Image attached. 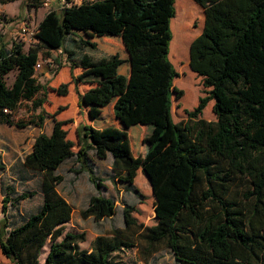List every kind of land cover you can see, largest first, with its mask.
<instances>
[{"label": "trees", "instance_id": "1", "mask_svg": "<svg viewBox=\"0 0 264 264\" xmlns=\"http://www.w3.org/2000/svg\"><path fill=\"white\" fill-rule=\"evenodd\" d=\"M16 1L0 0V6ZM163 1H168L169 20L175 15L176 0H104L48 14L39 25V38L31 44L12 39L5 42L0 34V125L42 128L46 117L53 118L52 134H40L24 161L15 165L21 167L18 172L23 179L25 169L27 183L36 175L38 190L19 192L15 185L0 184V249L12 264H117L114 254L133 248L136 232L150 249L165 245L176 264H264L262 121L252 111L250 101L243 98L246 74L231 69V61L244 52L250 35L262 30L264 0H193L203 8L205 23L191 43L190 66L202 78L206 96L188 112V120L179 123L174 122L171 112L176 92L173 82L178 76L169 60L171 33L167 22L155 16L157 10L166 8ZM26 6L38 9L42 2L26 0ZM102 6L110 7V16L118 23L116 31L99 29L96 23L71 27L72 15L91 18ZM192 7V2H186L182 15L189 18ZM7 22L11 30L14 19ZM162 27V35L150 33ZM85 31L118 37L126 34L130 59L106 52L86 38ZM175 46L174 39L171 60H175V49L180 55V47ZM39 63L49 67L53 76L67 66L72 83L92 86L84 94L76 88L79 106H86L93 119L92 126L77 129V152L66 122L44 108L50 92L67 96L69 83L58 88L41 84L36 69ZM124 64L130 65V77L119 72ZM76 69L83 73L75 76ZM11 73H15L14 80L8 83ZM211 101L215 121L201 117ZM24 102H32L33 109L39 110L28 121L17 119ZM109 107L120 128L103 123L109 117L105 114L104 118L103 111ZM139 120L154 130L147 138L145 155L138 161L131 153L133 145H127L133 140L122 142L127 141L123 127L129 130ZM92 151L98 160L112 155L111 178L121 182L125 190L141 196L135 185L137 171L141 169L149 177L156 224H138L132 216L135 207L125 206V230L98 236L89 251L80 246L86 241L85 233L66 230L74 208L58 192L64 180L58 172L74 159L78 166L74 172L87 173L101 189ZM8 169L0 156V178ZM238 176L247 178L251 186L246 195L251 201L245 207L228 198L230 184ZM37 194L42 199L37 211L12 225L10 209ZM116 211L112 199L98 194L91 196L81 216L101 221Z\"/></svg>", "mask_w": 264, "mask_h": 264}, {"label": "rangeland", "instance_id": "2", "mask_svg": "<svg viewBox=\"0 0 264 264\" xmlns=\"http://www.w3.org/2000/svg\"><path fill=\"white\" fill-rule=\"evenodd\" d=\"M16 2H18L20 6H17V4L7 5V9L0 6L2 24H9L7 21H9V19H14L12 25L14 31H12V29L10 30L11 26L0 30V34L3 35V40L5 42H9L11 39L15 42L19 40L24 41V37L19 34V30L24 24H26L31 30H36V37L40 33L37 25H39L40 21L43 19V10L40 8L36 10L35 8L26 6V0H19ZM6 12L8 13V16L6 15ZM204 20V10L200 7V10L196 12L195 18L191 23L193 25V33L185 27L184 22H179L177 26L179 33L177 39L182 52L178 55L175 50V60H171L169 55V60L178 74L173 82L176 92L173 93L171 99V112L175 123L187 121L188 112L194 111L199 105L200 98L206 96L202 78L195 74L190 66V47H188L187 50L184 45L189 41V35H193L190 40V43H192L193 40L202 33ZM24 48L27 50L29 47L26 45ZM171 50L172 49L170 48V52ZM231 69L236 72L243 71L247 76L248 83L243 89L242 95L244 99L250 101L252 111L262 121L260 137L261 140H264V22L262 30L259 33L253 32L250 35L248 45L244 52L231 61ZM14 75L15 73H11L8 76V83H11L14 80ZM45 82H47V80L43 79V83ZM78 86L79 85H76V88L79 90ZM179 93H181V96L177 97ZM51 98L52 103L48 108L51 110L56 109V111L54 113L51 112V114L60 116L62 121L66 122L65 128L68 130L69 139L74 141V149L75 152H77L79 150L77 129L84 125L92 126L93 119L89 117V115L87 117L83 112L84 108H81L79 104L78 110L74 108L71 109L70 105H67L63 110V106H58L55 94H53ZM213 105V101L207 104L201 115L203 119L207 121L216 120V116L213 113ZM38 113L39 110L33 109L32 102H24L21 108L17 111V119L28 121L32 117H36ZM19 130L20 129L17 128L0 129V148L4 147V145H9V147L13 149L11 150L12 153H10L11 156L25 157L31 151L32 141H34V138L38 137L40 134H37L38 130L34 129V127L24 130V132ZM153 130L154 128L145 125L142 120L135 121L129 130L123 127V131L127 132V135H124L125 140L127 141L122 142V144L124 145L126 142H132L133 140L132 143H127V145H133L131 153L134 155L133 157L135 160L139 161L145 155L148 147L147 138L152 134ZM91 156L93 163L95 164L96 176L102 181L103 187H101V189L95 187L90 181L87 173L76 174L74 172L78 169V166L74 164V159L62 166L58 172L64 177V180L59 185L58 189L75 210L72 221L66 225V230L70 232L85 233L86 241L81 243L80 246L89 251L92 248L93 241L98 236H111L114 229L125 230L126 225L123 215L125 206L135 207V212L132 213V216L136 219L138 224H142L144 227H152L156 224L155 197L149 181L143 174L142 170L139 169L137 171L135 179L136 188L141 194V196H139L133 191L130 192L125 190V187L121 182H114L112 180L111 170L109 169V166H111V156L102 161L95 158V153L93 151L91 152ZM20 168L19 165L10 167V169H8V171L0 178V184L1 182H4L5 185H15L19 192L38 190L36 175L32 177L33 179L30 178V183H27L26 177L28 174H26L24 169L23 179L22 174L18 172ZM15 170L18 173H16ZM14 178H17V181H14ZM250 189L251 186L249 180L243 176H238L230 184L228 198L232 202H236L245 207V205L249 204L251 201L246 197ZM98 194L110 198L115 202L117 207L116 214L111 218L101 221H96L93 218L84 219L81 216V211L87 207L91 196ZM2 198L3 195L0 188V219L2 218ZM41 202V196L37 194L30 200L21 202L18 208H11L9 212L11 224L14 226L18 225L27 216L36 212L41 205ZM136 234L137 232L135 233V236L137 237L135 239V246L131 249L114 254L113 261H115V263L176 264L171 252L165 247V245L159 244L150 249V247L140 239L139 235ZM0 264H12V262L3 255L1 249Z\"/></svg>", "mask_w": 264, "mask_h": 264}, {"label": "crops", "instance_id": "3", "mask_svg": "<svg viewBox=\"0 0 264 264\" xmlns=\"http://www.w3.org/2000/svg\"><path fill=\"white\" fill-rule=\"evenodd\" d=\"M185 1L186 2L189 1V2H192L194 4V7L190 8L191 15L188 16L189 18H186L184 15H182L184 13V11H181L182 6H184L185 3H186ZM163 2H164L163 4L166 5V8L163 7V9H164L163 12L157 10L155 16L157 18L167 22V26H168L169 31L171 33V42H170V45H169V55H170V48L172 49V43H173L174 39H175V43L177 44V46H175V47H180V45L178 43L179 41L177 39V37L179 36L178 27H177L178 23L179 22H184L185 23V27L188 28L193 33V25L191 23L193 22V19L195 18L196 12L198 10H200V7L193 0H179V1L176 0V2L174 4L175 15H174V17H172V18H170L168 20L167 19L168 18V14H169L168 1H163ZM12 4H15V5L17 4V6H20L18 4V2H13V3H10V4L1 5V6L3 8H5V9H7L8 8L7 5H12ZM40 9L43 10V12H44L43 19L40 21V23L45 19V17L48 14H56V12H58V10L55 9V8L48 9V8H45V7L41 6ZM0 12H1V10H0ZM110 14H111L110 7L109 6H102L98 13H94V14L91 15V18H89L88 16H86L84 14L72 15L70 17V25H71V27H76V26H82V25H88V24H91V23H96V24H98V26H99L98 28L99 29L110 28L112 31H116L117 27H118V23H117V21L115 19H113L110 16ZM6 15L8 16V13ZM40 23H39V25H40ZM204 23H205V20H204ZM39 25H37L38 26L37 28H39ZM7 27H10V25L7 24V23L2 24L0 22V30H2V28L6 29ZM203 27H204V25H203ZM12 31H14V30L12 29ZM163 32H164V27H162V28H160L158 30L157 29H153V30H151L150 33L151 34L156 33V34L162 35ZM179 32H180V30H179ZM83 34H84V36L86 38L97 42L100 45V47L102 49H104L106 52H108L110 54L120 53L121 57L123 59H125V60L130 59V56H129V53H128V44L130 42V38H128L126 36V34L122 35L120 37H118V36L98 35V34L94 33L93 31H85ZM192 36L193 35H189V37H188L189 41H187L184 44L186 46L187 50H188V47H190V44H191L190 40H191ZM38 38L39 37L37 36L36 39H38ZM180 52H182L181 47H180ZM189 52H190V49H189ZM119 72L124 74V75H126L127 77H130V75H131L130 65L129 64L121 65L120 68H119ZM82 73H83V70H81V69H76L74 71L75 76H79ZM38 74H39V81L41 82V84H43V85L47 84L50 88H58L59 85H61L62 83H69V92H68L67 96H59V95H56V93H54V92H50L49 100H48L47 104L44 107L46 112L51 114V112L54 113L56 111V109L51 110V109L48 108V106L51 105V103H52L51 96L53 94H55V96L57 97L56 102H57L58 106H63V110H64V108L67 105H70L71 109L72 108L77 109V110L79 109L77 93H76V85L71 82V80H72L71 73H70V69L67 66L63 67L61 69V71L59 72V74H57L56 76H53L50 73L49 67L44 65L38 71ZM43 79H46L47 82L43 83ZM78 87H79L80 93L84 94L92 86L91 85H87V84L86 85L85 84H80ZM83 112L87 115V117L89 115V117L92 118L91 112L86 106L84 107ZM105 114H107L109 116L108 117L109 120L107 119L106 122H103L104 124H106L108 126L114 125V126L120 128V126H118V124L113 120L112 108L111 107H109L108 111H103L104 118H107V117H105ZM56 119L59 120V121H62V118L60 116H57V115H56ZM32 127H34V129L38 130L37 134L45 133L47 135H51L52 131H53V118L46 117L42 128L36 127V126H29L27 128L20 129L19 131H23L24 132V130L31 129ZM3 128H5V129H14L16 127H11V126H8V125H0V129H3ZM36 138L37 137H35L34 141H32L33 143H32V146H31V150L33 148V144H34ZM11 150H13V149L10 148L9 145H4V147L0 148V156L2 157V160L7 165V167H9V169H10V167H12L14 165H17L18 163L23 162L24 158L26 157V156L25 157H18V156L15 157V155L11 156L10 155V153H12ZM110 156L112 158L110 165L112 166L113 157H112L111 154H109L108 158ZM111 166H109L110 170L112 169ZM93 169L95 171V164L94 163H93ZM58 192L60 193L59 189H58ZM98 193H100V192H98ZM74 212H75V210H74ZM73 216H74V213H73ZM72 219H73V217H72Z\"/></svg>", "mask_w": 264, "mask_h": 264}, {"label": "built area", "instance_id": "4", "mask_svg": "<svg viewBox=\"0 0 264 264\" xmlns=\"http://www.w3.org/2000/svg\"><path fill=\"white\" fill-rule=\"evenodd\" d=\"M104 0H41L42 6L48 9L55 8L58 11H66L68 9L81 7L83 5L95 4ZM19 34L24 37V42L31 44L36 41V30H31L26 24L21 26ZM42 63L36 66L37 70L42 68Z\"/></svg>", "mask_w": 264, "mask_h": 264}, {"label": "water", "instance_id": "5", "mask_svg": "<svg viewBox=\"0 0 264 264\" xmlns=\"http://www.w3.org/2000/svg\"><path fill=\"white\" fill-rule=\"evenodd\" d=\"M146 177H147V179H148V181H149V184H150V180H149V177L147 176V175H145ZM154 195V194H153ZM154 197H155V195H154Z\"/></svg>", "mask_w": 264, "mask_h": 264}]
</instances>
